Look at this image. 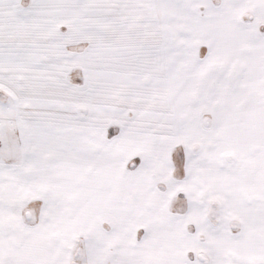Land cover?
<instances>
[{
	"label": "snow or ice",
	"instance_id": "obj_1",
	"mask_svg": "<svg viewBox=\"0 0 264 264\" xmlns=\"http://www.w3.org/2000/svg\"><path fill=\"white\" fill-rule=\"evenodd\" d=\"M0 264H264V0H0Z\"/></svg>",
	"mask_w": 264,
	"mask_h": 264
}]
</instances>
